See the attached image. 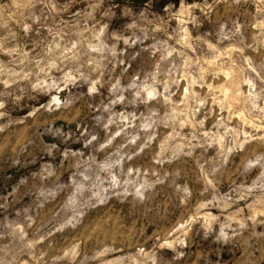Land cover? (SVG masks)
I'll return each instance as SVG.
<instances>
[{"label":"clouds","instance_id":"clouds-1","mask_svg":"<svg viewBox=\"0 0 264 264\" xmlns=\"http://www.w3.org/2000/svg\"><path fill=\"white\" fill-rule=\"evenodd\" d=\"M175 2L0 0V264H264V0Z\"/></svg>","mask_w":264,"mask_h":264},{"label":"rangeland","instance_id":"rangeland-1","mask_svg":"<svg viewBox=\"0 0 264 264\" xmlns=\"http://www.w3.org/2000/svg\"><path fill=\"white\" fill-rule=\"evenodd\" d=\"M197 2L198 0H185L184 8L182 9L180 6V0H178V3L175 4L173 8V25L179 26L182 23L187 22L188 15L193 14L194 11H198L190 7V5H193ZM129 3L135 4V0H129ZM140 6L142 7L143 5L141 4Z\"/></svg>","mask_w":264,"mask_h":264},{"label":"trees","instance_id":"trees-1","mask_svg":"<svg viewBox=\"0 0 264 264\" xmlns=\"http://www.w3.org/2000/svg\"><path fill=\"white\" fill-rule=\"evenodd\" d=\"M177 3H178V0H176L175 4H177Z\"/></svg>","mask_w":264,"mask_h":264}]
</instances>
